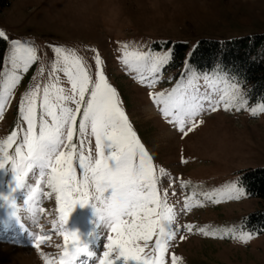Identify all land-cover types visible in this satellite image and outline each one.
<instances>
[{"label": "rangeland", "instance_id": "obj_1", "mask_svg": "<svg viewBox=\"0 0 264 264\" xmlns=\"http://www.w3.org/2000/svg\"><path fill=\"white\" fill-rule=\"evenodd\" d=\"M0 30L10 40L33 45L38 54V62L21 74V83L13 89L0 113V141L11 131L26 128L18 103L23 93L37 83L33 78L39 68L45 70L42 82H50L47 73L56 58L53 46L74 52L93 74L92 57L99 54L106 79L116 88L133 131L152 157L159 178L158 195L163 198L167 193V204L176 211L174 225L193 226L191 231L182 227L169 242L168 252L162 254L166 264H171L172 254L178 257L177 264H264V231L249 230L245 220L250 212L264 208V197H250L246 193L239 200H229L227 196H215L214 200L219 202H214L204 195L219 193L239 182L238 172L242 169L264 166V112L259 111L264 103L251 99L247 90L224 71H200L189 61L200 39L225 40L264 32V0H0ZM5 43L4 57L9 47V42ZM176 43L186 44L180 61L172 57ZM125 44L128 51L172 50L170 62L159 74V83L152 87L141 84L138 74L129 72L118 60ZM191 69L201 75L215 74L217 70L227 75L239 86L243 107L238 111L236 106L225 109L221 105L214 112L201 113L194 118V124L184 125L181 131L179 122H169L172 118L163 116L149 94L171 89L182 77L186 80ZM61 77L66 80L63 74ZM63 86L70 87L66 82ZM253 108L257 109L256 115H252ZM73 143L79 150L76 135ZM87 147L85 144V151ZM91 147L94 155V137ZM14 149L15 145L7 152L14 155ZM161 168L163 176L159 173ZM13 177L10 165L0 169V194L10 195L22 206L27 184H35L39 177L37 174L31 179L29 174L25 186L14 191ZM185 198L193 206L181 210ZM37 199L45 209L38 216V225L27 219L17 223L0 200V264H45V260L59 264L64 240L54 195L51 199ZM54 219L56 230L51 224ZM65 228L76 231L87 246V251L80 253L73 264H98L107 236L112 233L100 222L92 203L77 204ZM201 228L208 234L201 232ZM246 232L252 233L251 239L241 240L240 234ZM40 235L45 236L46 242L37 248L34 236ZM181 236L185 239L181 240ZM154 241L155 236L149 244ZM110 255L114 264H138L131 258L125 261L118 257V249Z\"/></svg>", "mask_w": 264, "mask_h": 264}, {"label": "snow or ice", "instance_id": "obj_2", "mask_svg": "<svg viewBox=\"0 0 264 264\" xmlns=\"http://www.w3.org/2000/svg\"><path fill=\"white\" fill-rule=\"evenodd\" d=\"M0 39L9 42L0 69V113H3L13 89L21 83V74L38 62V54L33 45L19 39L10 40L2 30ZM143 47L141 45L140 49ZM121 49L118 60L129 72L137 73L139 82L148 87L159 83L160 72L171 60V49L163 53L151 49L128 51L127 44ZM53 51L56 58L47 73L50 82H42L45 70L41 67L33 78L37 83L20 97L18 111L26 128L11 131L0 141V169L10 165L15 181L13 191L25 186L29 174L31 179L37 174L39 178L35 184H27L22 206L10 195L0 194V200L17 223L27 219L38 225V216L45 213V209L37 197L51 199L54 195L64 240L59 264H73L80 253L87 251L79 234L65 228V221L74 206L89 202L100 222L112 233L107 236L98 264H114L110 254L116 249L118 257L125 261L131 258L138 264H166L162 254L168 252L169 242L182 227L191 231L193 226L174 225L176 211L167 204V193L163 198L158 195L159 178L152 157L133 131L116 88L106 79L100 55L93 54V74L86 62L71 50L53 46ZM186 75V80L182 77L171 89L149 94L153 103L160 106L163 116L172 118L169 122H179L181 131L184 125L194 124V118L201 113L214 112L221 105L225 109L236 106L238 111L243 107L239 86L219 70L215 74L201 75L191 69ZM65 82L70 87L63 86ZM259 111L264 112V105L259 106ZM256 112L253 108L252 115ZM74 135L79 141V150L73 143ZM85 144L88 145L86 151ZM13 145L15 154L10 155L7 149ZM159 173L165 175L164 169H159ZM204 195L208 200H214L215 196L239 200L246 195V190L240 182H235L219 193ZM188 200L185 198L181 210L193 206ZM51 224L56 230L57 220H52ZM199 230L208 234L204 228ZM153 236L155 241L150 245ZM251 236L250 232L241 233L240 239L247 241ZM34 239L37 248L46 242L43 235L34 236ZM148 249L150 251H146ZM170 259L171 264H177L175 254Z\"/></svg>", "mask_w": 264, "mask_h": 264}, {"label": "trees", "instance_id": "obj_3", "mask_svg": "<svg viewBox=\"0 0 264 264\" xmlns=\"http://www.w3.org/2000/svg\"><path fill=\"white\" fill-rule=\"evenodd\" d=\"M5 41L0 39V69ZM186 44L176 43L172 57H184ZM190 63L200 71L220 69L244 87L250 98L264 103V32L225 40L200 39L189 56ZM239 182L250 197H264V166L242 169ZM251 231H264V208L246 216Z\"/></svg>", "mask_w": 264, "mask_h": 264}, {"label": "clouds", "instance_id": "obj_4", "mask_svg": "<svg viewBox=\"0 0 264 264\" xmlns=\"http://www.w3.org/2000/svg\"><path fill=\"white\" fill-rule=\"evenodd\" d=\"M75 207V206H74ZM74 207H73V209H74ZM73 211V210H72ZM70 214V213H69ZM69 214H68V217H69ZM67 222V220L65 221V223ZM70 258V257H69Z\"/></svg>", "mask_w": 264, "mask_h": 264}]
</instances>
